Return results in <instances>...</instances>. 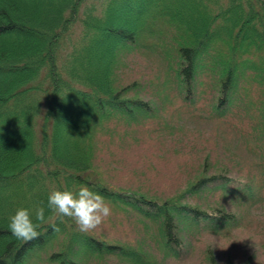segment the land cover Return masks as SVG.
Wrapping results in <instances>:
<instances>
[{
    "label": "trees",
    "instance_id": "16d2710c",
    "mask_svg": "<svg viewBox=\"0 0 264 264\" xmlns=\"http://www.w3.org/2000/svg\"><path fill=\"white\" fill-rule=\"evenodd\" d=\"M86 1L0 0V264H30L37 250L60 240L62 250L48 254L51 264H81L84 251L129 259L144 255L81 232L67 217L61 223L50 211L38 238L12 235L9 217L17 209L46 206L49 193L64 186L89 187L107 201L127 204L143 221L158 225V236L148 227L160 250L179 258L187 230L193 229L188 237L204 226L219 232L238 221L224 204L204 207L187 196L219 189L245 190L252 198V183L237 184L239 179L222 170L202 173L180 194L157 198L108 185L92 165L99 126L116 117L135 122L155 110L149 100L128 94L132 86L121 85L114 68L157 19L178 31L169 65L183 99L192 102L207 77L214 115L256 103L255 128L264 150V0H92L79 14ZM76 15L83 32L71 41ZM66 47L71 49L64 52ZM252 87L263 94L259 102ZM41 97L48 110L39 137ZM209 264H216L211 251Z\"/></svg>",
    "mask_w": 264,
    "mask_h": 264
},
{
    "label": "rangeland",
    "instance_id": "374dc122",
    "mask_svg": "<svg viewBox=\"0 0 264 264\" xmlns=\"http://www.w3.org/2000/svg\"><path fill=\"white\" fill-rule=\"evenodd\" d=\"M91 1L81 5L79 14L83 15ZM69 32L71 41L81 36L83 26L78 15L73 17ZM177 32L175 27L153 20L138 43L119 57L114 68L119 83L131 85L132 92L128 94L149 100L155 110L135 122L116 117L97 128L93 173L112 187L166 198L183 192L202 173L222 170L239 179L237 184L252 183V198L245 190L228 194L219 189L187 196L185 200L204 207L224 204L237 214L238 221L219 232L208 231V226H204L205 229L188 237L193 229L187 230L180 258L168 257L160 250L155 242L159 232L156 223L144 222L127 204L106 200L111 215L88 233L144 255L129 259L118 254L84 251L81 264H209L210 251L216 264H264V150L255 128L260 121L259 105L254 103L246 111L239 105L238 112L227 110L225 115H214L207 77L203 78L195 99L185 101L169 65L176 55ZM250 92H254L258 102L263 99L256 87ZM44 100L41 97L36 119L39 137L46 123L44 112L48 110ZM149 225L157 236L151 234ZM52 243L41 253L37 250L30 264H51L48 254L63 248L62 240Z\"/></svg>",
    "mask_w": 264,
    "mask_h": 264
},
{
    "label": "clouds",
    "instance_id": "9594fccd",
    "mask_svg": "<svg viewBox=\"0 0 264 264\" xmlns=\"http://www.w3.org/2000/svg\"><path fill=\"white\" fill-rule=\"evenodd\" d=\"M46 211L52 212L61 223L66 217L71 219L81 232L97 229L112 213L111 206L101 193L89 187L73 191L64 186L49 193L46 206L17 209L9 217L8 227L12 235L23 241L38 238V229L45 222ZM53 230L59 231V228L53 225Z\"/></svg>",
    "mask_w": 264,
    "mask_h": 264
}]
</instances>
